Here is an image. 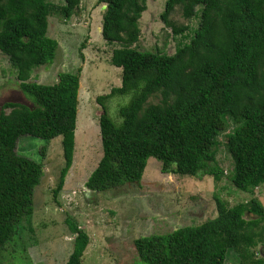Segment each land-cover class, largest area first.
<instances>
[{"label":"trees","instance_id":"16d2710c","mask_svg":"<svg viewBox=\"0 0 264 264\" xmlns=\"http://www.w3.org/2000/svg\"><path fill=\"white\" fill-rule=\"evenodd\" d=\"M80 1L0 0V51L31 102H5L0 110V254L6 259L22 248L26 253L22 222L32 230L34 190L44 174L40 162L16 151L18 139L62 136L65 165L55 199L73 163L80 71H63L55 83L30 77L56 54L58 41L47 33L49 16L68 19ZM99 1L105 5L101 33L116 44L111 62L122 68V78L96 98L103 151L85 186L107 192L139 183L151 156L162 161L163 173L219 181L224 172L216 153L223 133L232 185L254 193L264 183V0H165L161 19L172 34L192 32L174 53L132 46L140 39L147 0ZM177 7L185 18H198L195 29L171 19ZM117 95L130 96L119 108V122L107 104ZM216 208L217 215L201 223L134 239L135 264H225L230 250L239 255L238 264H263L255 249L264 243L262 202L252 197L230 206L217 196ZM66 221L75 237L65 264H82L88 233L75 218Z\"/></svg>","mask_w":264,"mask_h":264},{"label":"rangeland","instance_id":"374dc122","mask_svg":"<svg viewBox=\"0 0 264 264\" xmlns=\"http://www.w3.org/2000/svg\"><path fill=\"white\" fill-rule=\"evenodd\" d=\"M48 1L66 3V0ZM164 5L165 0H147V9L139 21L140 39L133 47L174 53L179 44L190 40L191 31L183 36L173 35L162 21ZM104 8L99 0H81L70 18L65 19L59 13L49 16L47 33L58 41L56 54L52 62L35 68L30 78L55 83L63 71H80L74 159L55 199L53 189L65 165L62 136L46 140L23 135L18 139L16 151L40 162L44 174L34 190L32 230L27 220L22 222L24 228L20 233L27 245L26 253L22 248L14 259L0 254V264H14V261L16 264H65L73 251L75 237L66 221L68 217L75 218L89 236L82 264H135L134 239L215 217L217 196L230 206L252 197L264 205V183L255 188L254 193L240 191L232 185L233 162L223 133L219 136L221 143L216 153L224 172L219 181L210 175L198 178L163 173L162 161L151 156L139 183L127 182L107 192L85 186L103 151L99 125L101 107L96 98L109 93L113 86L121 85L122 78V68L111 62L116 44L108 43L101 33ZM171 19L179 25L189 24L193 29L198 25V18H185L180 7L171 13ZM18 82L8 56L0 51V110L5 102L31 103ZM129 99L130 96L123 95L108 99L109 114L116 122L121 120L120 106ZM263 245H255V249L263 248L264 252ZM239 262L237 252L230 250L225 264Z\"/></svg>","mask_w":264,"mask_h":264},{"label":"flooded vegetation","instance_id":"af4514ba","mask_svg":"<svg viewBox=\"0 0 264 264\" xmlns=\"http://www.w3.org/2000/svg\"><path fill=\"white\" fill-rule=\"evenodd\" d=\"M258 245H260V244H258ZM263 247H264V245H263ZM257 254V256L258 257H256V258H258L259 259V257H262V259H263V264H264V252H263V248L260 250L259 249V251H258V253H256ZM259 254V255H258ZM256 256V255H255Z\"/></svg>","mask_w":264,"mask_h":264}]
</instances>
